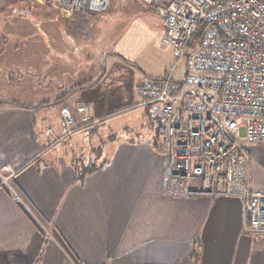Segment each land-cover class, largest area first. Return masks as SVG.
<instances>
[{"label":"crops","instance_id":"1","mask_svg":"<svg viewBox=\"0 0 264 264\" xmlns=\"http://www.w3.org/2000/svg\"><path fill=\"white\" fill-rule=\"evenodd\" d=\"M18 1L0 0V166L14 170L9 183L0 178V264H264V234L245 231L240 199L166 191L159 108L139 92L163 71L141 69L124 47L134 42L111 12L119 3L125 15L128 2L66 15L23 0L29 8L21 14L39 9L30 19L37 34H30L22 23L6 27L16 19L8 7ZM65 106L79 127L57 141ZM83 106L87 117L78 111ZM98 126H109L110 144L79 179L84 149L60 145ZM263 144L249 147L250 182L261 192L264 169L252 153Z\"/></svg>","mask_w":264,"mask_h":264},{"label":"built area","instance_id":"2","mask_svg":"<svg viewBox=\"0 0 264 264\" xmlns=\"http://www.w3.org/2000/svg\"><path fill=\"white\" fill-rule=\"evenodd\" d=\"M36 1L66 15L103 13L112 2ZM139 1L163 18V41L176 58L167 75L139 85L142 97L159 108L166 191L178 197L238 198L245 231L264 234V192L251 185L249 150L264 143V0ZM183 58L186 71L174 79ZM78 111L87 117L86 107ZM60 115L57 141L79 127L70 107ZM47 134L53 135V129ZM13 172L9 164L0 166L1 181L9 183ZM14 200L22 201L15 191Z\"/></svg>","mask_w":264,"mask_h":264},{"label":"rangeland","instance_id":"3","mask_svg":"<svg viewBox=\"0 0 264 264\" xmlns=\"http://www.w3.org/2000/svg\"><path fill=\"white\" fill-rule=\"evenodd\" d=\"M20 0L19 3L15 4L14 6L8 7L10 10L6 12V14H10L11 16H16L14 18H11V20L8 19L6 23V27L12 28V25L15 24V22H18L19 24H23L27 27V30L30 32V34H37L36 25L30 21L32 15H37L39 13L38 8L32 9L33 12L26 15L23 14L26 9H28V5L22 3ZM30 1V0H28ZM128 3L127 5H124L123 7L125 11H128L125 15L121 13V7L118 3L116 6L113 7L112 14L118 15V17L123 21L127 27L126 33L131 37L130 42H134L133 47L128 44V42L124 45L130 48V51H134L133 61L139 65L141 69L144 70H161L163 71L161 74L156 75H167L171 67L174 65V62L176 60L172 48L166 44L161 37L157 36L156 29L157 25L159 24V17H157L159 14L157 13L156 9L144 4L143 2L139 0H126ZM49 7L51 10H55L52 7L45 5ZM47 7H45L47 9ZM49 8L47 10H49ZM21 12H23L21 14ZM21 14L18 18V14ZM121 13V15H120ZM27 16V17H26ZM23 17V18H22ZM30 17V18H29ZM3 16H0V28L2 27L1 21L3 20ZM10 23V24H9ZM9 29V30H10ZM128 35L126 37H128ZM39 42V41H38ZM31 45V41H30ZM28 45V46H30ZM149 67H153L150 68ZM186 71V61L185 58L181 59L174 72H173V78L174 79H181ZM53 87H50L52 89ZM35 87L27 88V91L29 94L32 92H35ZM46 90V89H45ZM44 90V91H45ZM47 92V90H46ZM42 105V104H40ZM109 126H98L95 129H89L86 128L85 130L81 132H77L74 136L69 139H66L62 142L60 146L61 148H76L77 146H81L82 149H84L83 156H80V159H85L86 163L88 164V161L90 162H98L97 158L101 156V154H105L103 151L104 148H107L108 144H110L109 140ZM159 141L162 143V138L159 139ZM77 142V143H76ZM96 148V149H95ZM101 148L102 150L99 151ZM74 151H80V150H74ZM252 157L259 158L262 169L264 166V144L258 148L257 153H252ZM254 175V174H253ZM261 178L264 181V172L261 173ZM252 235V234H250ZM253 236V235H252Z\"/></svg>","mask_w":264,"mask_h":264},{"label":"trees","instance_id":"4","mask_svg":"<svg viewBox=\"0 0 264 264\" xmlns=\"http://www.w3.org/2000/svg\"><path fill=\"white\" fill-rule=\"evenodd\" d=\"M199 36V33L196 34L195 36V39H197ZM68 93H71V92H68ZM4 103L3 101H0V105ZM79 166H77L78 170H79V179H82L84 176H86L88 173L92 172L93 170H95L97 168V163L95 162H92V163H89V164H78ZM193 256L194 258L198 259L199 256H200V252L199 250L196 248L194 250V253H193Z\"/></svg>","mask_w":264,"mask_h":264}]
</instances>
